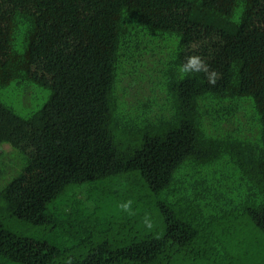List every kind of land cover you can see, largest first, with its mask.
<instances>
[{"label": "trees", "instance_id": "trees-1", "mask_svg": "<svg viewBox=\"0 0 264 264\" xmlns=\"http://www.w3.org/2000/svg\"><path fill=\"white\" fill-rule=\"evenodd\" d=\"M0 264H264V0H0Z\"/></svg>", "mask_w": 264, "mask_h": 264}, {"label": "clouds", "instance_id": "clouds-1", "mask_svg": "<svg viewBox=\"0 0 264 264\" xmlns=\"http://www.w3.org/2000/svg\"><path fill=\"white\" fill-rule=\"evenodd\" d=\"M177 72L181 78L189 76L194 73H203L209 84L215 86L217 81L221 78V74L214 69H212L207 62L206 58L200 55H189L185 58V61L178 66ZM133 201L128 200L119 205V208L122 212L127 213L129 216L135 215L133 210ZM145 226L148 228L152 227L150 219L145 216L144 218Z\"/></svg>", "mask_w": 264, "mask_h": 264}, {"label": "rangeland", "instance_id": "rangeland-1", "mask_svg": "<svg viewBox=\"0 0 264 264\" xmlns=\"http://www.w3.org/2000/svg\"><path fill=\"white\" fill-rule=\"evenodd\" d=\"M32 88L34 89V92H36V97L34 98V99H37V100H35V102H36V106H41L43 103H44V98H43V96H42V94L41 93H44V92H46V91H43V90H41L40 88H37V86H32ZM26 94L24 93V92H20V94H18L17 95V92H14L12 95H11V104L13 105V107L17 110V111H19V110H24V109H26V108H24V96H25ZM34 95V96H35ZM33 96V97H34ZM30 110H32V109H30ZM21 116H27V114H25V112H21V113H19ZM7 150H9L10 148L9 147H7L6 148Z\"/></svg>", "mask_w": 264, "mask_h": 264}]
</instances>
